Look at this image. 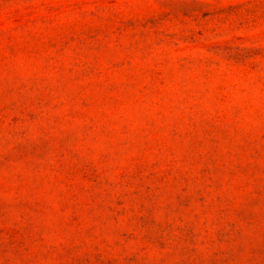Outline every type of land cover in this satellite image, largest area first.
Segmentation results:
<instances>
[{
	"label": "rangeland",
	"instance_id": "obj_1",
	"mask_svg": "<svg viewBox=\"0 0 264 264\" xmlns=\"http://www.w3.org/2000/svg\"><path fill=\"white\" fill-rule=\"evenodd\" d=\"M0 264H264V0H0Z\"/></svg>",
	"mask_w": 264,
	"mask_h": 264
}]
</instances>
